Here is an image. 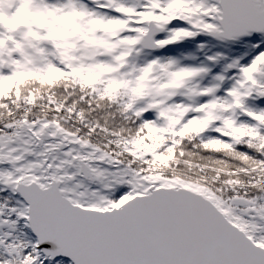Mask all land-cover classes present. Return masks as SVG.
I'll list each match as a JSON object with an SVG mask.
<instances>
[{"label":"snow or ice","instance_id":"1","mask_svg":"<svg viewBox=\"0 0 264 264\" xmlns=\"http://www.w3.org/2000/svg\"><path fill=\"white\" fill-rule=\"evenodd\" d=\"M0 264H264V0H0Z\"/></svg>","mask_w":264,"mask_h":264}]
</instances>
